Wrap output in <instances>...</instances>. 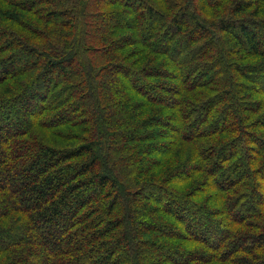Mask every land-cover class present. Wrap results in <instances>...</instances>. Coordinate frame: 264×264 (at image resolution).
I'll use <instances>...</instances> for the list:
<instances>
[{"label": "trees", "instance_id": "16d2710c", "mask_svg": "<svg viewBox=\"0 0 264 264\" xmlns=\"http://www.w3.org/2000/svg\"><path fill=\"white\" fill-rule=\"evenodd\" d=\"M0 264H264V0H0Z\"/></svg>", "mask_w": 264, "mask_h": 264}, {"label": "rangeland", "instance_id": "374dc122", "mask_svg": "<svg viewBox=\"0 0 264 264\" xmlns=\"http://www.w3.org/2000/svg\"><path fill=\"white\" fill-rule=\"evenodd\" d=\"M162 67V66H161ZM69 69H71L72 71H73V68H72V66L69 68ZM164 69V66L162 67V70ZM173 72H174V69L172 68V70H170V72L167 74L168 76H171L172 74H173ZM127 80H126V78H125V76L124 75H122V74H115V73H112V79H111V83H112V85L114 86V87H118L117 88V93L120 91V89L125 85V84H127ZM172 84V83H171ZM170 84V85H171ZM175 84V83H174ZM173 84V86H171L172 88L173 87H175V85ZM122 90L124 91V89L122 88ZM78 94V93H77ZM122 97V96H121ZM121 97H119V96H115V94L113 95V99H111V104H112V107L114 108H118L119 107V109H121V110H123V111H125V112H127V115H132L133 114V112H135V110H132L131 108H130V106L128 105V104H125L123 101H119L120 99H121ZM128 105V106H127ZM67 113L68 114H73V112H70V111H67ZM238 113L242 116L243 114V111H241V109H238ZM164 114V113H163ZM149 116V120L150 121H153L155 118H162L163 117V115H161V111H160V114H158V113H154V114H151V115H148ZM130 122H131V120H126V121H124L123 123H122V125L123 124H130ZM169 124L172 126V127H176V123L175 122H173V121H169ZM122 125H121V128H123L122 127ZM127 126V125H126ZM124 127H125V125H124ZM164 126H160V125H158L157 126V129H160V130H162V128H163ZM180 129H182L183 128V126H178ZM117 129H120V128H117ZM140 133L139 134H144L145 133V130H144V127L143 128H141L140 130ZM183 132H184V129H183ZM167 134V133H166ZM125 144V143H124ZM155 145H156V147H160V148H162V146H161V144H160V142H158L157 140L155 141ZM144 154L142 153V151L140 150L139 152H138V154H137V159H143L144 158ZM171 224L172 225H174V226H176L177 228H179V223H178V221H172L171 222ZM153 259L154 260H156V261H158V260H160V261H163V258L162 257H158L157 256V254H156V256H154L153 255Z\"/></svg>", "mask_w": 264, "mask_h": 264}]
</instances>
